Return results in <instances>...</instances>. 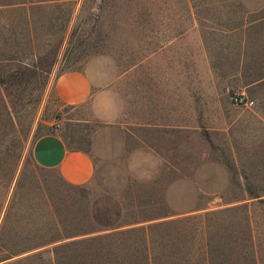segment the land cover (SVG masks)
Returning <instances> with one entry per match:
<instances>
[{
    "label": "rangeland",
    "instance_id": "rangeland-1",
    "mask_svg": "<svg viewBox=\"0 0 264 264\" xmlns=\"http://www.w3.org/2000/svg\"><path fill=\"white\" fill-rule=\"evenodd\" d=\"M184 45L190 113L177 109L169 128L167 114L137 107L136 78L157 73L153 51L181 76ZM103 54L128 77L123 128L53 91ZM49 133L93 154L89 183L35 164ZM146 256L264 264V0H0V264Z\"/></svg>",
    "mask_w": 264,
    "mask_h": 264
},
{
    "label": "crops",
    "instance_id": "crops-1",
    "mask_svg": "<svg viewBox=\"0 0 264 264\" xmlns=\"http://www.w3.org/2000/svg\"><path fill=\"white\" fill-rule=\"evenodd\" d=\"M191 29V28H190ZM184 29L183 35L190 31ZM176 38L169 40L163 47H169ZM186 45V43H185ZM183 48L182 66L178 68L180 75H176L174 62L166 64L158 62L156 51H153V68L157 66V73L136 79L143 83L139 87L140 96L136 97V104L143 113L167 114V127L175 128V114L177 109L183 115L189 114L191 107V67H186V48ZM175 52L171 54L175 55ZM175 57V56H174ZM190 58V52H189ZM188 65L190 60L187 61ZM119 64L109 55H96L87 60L82 68L69 69L55 79L53 91L56 98L67 106L89 104L94 120L105 126L123 128L130 113L131 96L124 94V82L128 77L119 73ZM189 72L187 74V70ZM182 91L178 97L177 92ZM149 124V123H147ZM155 125L154 123H151ZM186 125L184 126V128ZM32 157L36 165L42 168L57 170L61 178L72 185L89 183L95 174L94 156L89 151L71 149L67 147L61 136L49 133L38 137L32 146Z\"/></svg>",
    "mask_w": 264,
    "mask_h": 264
},
{
    "label": "trees",
    "instance_id": "trees-1",
    "mask_svg": "<svg viewBox=\"0 0 264 264\" xmlns=\"http://www.w3.org/2000/svg\"><path fill=\"white\" fill-rule=\"evenodd\" d=\"M9 5H13V4H9ZM183 258L184 257H181V258H172L171 257V258L165 260V259H162V258H158V256H155V261L161 259L162 261L165 260L164 262L167 263V264H178L179 263L178 260H183ZM186 260L188 262V259L187 258H186ZM146 261H147V264H154V257H152V256H146Z\"/></svg>",
    "mask_w": 264,
    "mask_h": 264
},
{
    "label": "built area",
    "instance_id": "built-area-1",
    "mask_svg": "<svg viewBox=\"0 0 264 264\" xmlns=\"http://www.w3.org/2000/svg\"><path fill=\"white\" fill-rule=\"evenodd\" d=\"M235 100H236L237 102H239V103L244 102V104H252V101L250 102V101L244 100V98H243L242 96H237V97L235 98Z\"/></svg>",
    "mask_w": 264,
    "mask_h": 264
}]
</instances>
